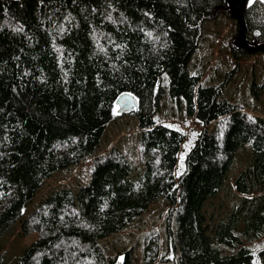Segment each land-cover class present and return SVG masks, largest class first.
Wrapping results in <instances>:
<instances>
[{
	"label": "trees",
	"instance_id": "obj_1",
	"mask_svg": "<svg viewBox=\"0 0 264 264\" xmlns=\"http://www.w3.org/2000/svg\"><path fill=\"white\" fill-rule=\"evenodd\" d=\"M220 12L229 13L226 0H0V239L17 221L36 233L13 264H114L99 240L160 198L169 202L167 233L179 250L173 264H254L256 256L264 264V247L241 245L235 233L243 222L245 237L259 236V199L247 198L219 220L214 235L205 223V201L221 189L245 144L253 162L236 187L245 194L264 189V116L220 98L251 52L233 43L236 64L217 85H203L189 69L203 23ZM242 13L248 41H264V0L246 1ZM163 75L170 96L183 98L202 123L178 175L186 134L154 117ZM262 87L253 85L255 97ZM125 91L139 102L132 112L145 168L137 178L117 146L95 155L108 124L123 114L116 100ZM89 157L86 183L58 188L24 216L48 177ZM214 238L236 250L221 252ZM159 250L158 234L151 235L140 264H153ZM120 255L121 264H135L132 248Z\"/></svg>",
	"mask_w": 264,
	"mask_h": 264
},
{
	"label": "rangeland",
	"instance_id": "obj_2",
	"mask_svg": "<svg viewBox=\"0 0 264 264\" xmlns=\"http://www.w3.org/2000/svg\"><path fill=\"white\" fill-rule=\"evenodd\" d=\"M237 33L238 21L230 15V12H220L216 18L208 19L203 23V35L189 62L190 72L200 74L203 85L221 83L227 72L235 66L233 43ZM239 63V70L233 74L220 98L240 103L249 112L264 116V87L260 90L258 97L253 95V85L264 83V51L251 53L241 58ZM162 86L163 92L159 110L154 116L155 121L180 129L186 134L178 154L176 166L178 175L184 166L186 153L193 146L202 128V123L195 115L187 112L186 101L183 98L176 99L170 96L167 75H163ZM213 127L212 122L209 128ZM140 132L141 128L134 112L120 114L108 124L95 155L103 154L113 146H117L133 162L135 168L131 178H137L145 168L138 146ZM92 159L93 157H89L80 163L55 171L28 202L24 216L34 211L39 202L58 188L70 187L77 190L79 186L86 183L90 178ZM252 162L251 148L246 144L241 146L235 154L225 183L215 196L205 201L203 206L206 214L205 223L210 234L214 235V229L219 220L226 219L239 205H245L247 198L259 199L263 203L264 213V189H255L245 194L240 192L235 184V178L242 171H249ZM168 208V200L160 198L154 201L145 212L135 217L125 228L101 238L99 243L106 257L114 260L115 263L121 260V252L132 248L135 264H140L148 238L158 234L160 254L153 264H173V261H177L179 250L174 246L175 236L170 238L167 233ZM20 223L17 221L0 239V254L5 253L6 264H13L36 236V233L23 232ZM243 228L244 223L240 222L235 229V233L242 238L241 245H248L257 250L264 247V228L259 236L253 239L244 236ZM173 229L175 231V225ZM212 244L223 253L236 250L227 244L217 242L215 238ZM254 264H260L257 256L254 258Z\"/></svg>",
	"mask_w": 264,
	"mask_h": 264
},
{
	"label": "water",
	"instance_id": "obj_3",
	"mask_svg": "<svg viewBox=\"0 0 264 264\" xmlns=\"http://www.w3.org/2000/svg\"><path fill=\"white\" fill-rule=\"evenodd\" d=\"M230 15L235 17L238 21V33L235 36L234 43L238 46L245 48L247 51L254 53L264 51V41L259 43H251L246 36V23L242 13V8L248 0H226ZM119 113H126L135 111L138 108V98L130 91L122 92L117 100ZM114 264H121V260L116 261Z\"/></svg>",
	"mask_w": 264,
	"mask_h": 264
},
{
	"label": "bare ground",
	"instance_id": "obj_4",
	"mask_svg": "<svg viewBox=\"0 0 264 264\" xmlns=\"http://www.w3.org/2000/svg\"><path fill=\"white\" fill-rule=\"evenodd\" d=\"M249 1V0H248Z\"/></svg>",
	"mask_w": 264,
	"mask_h": 264
}]
</instances>
